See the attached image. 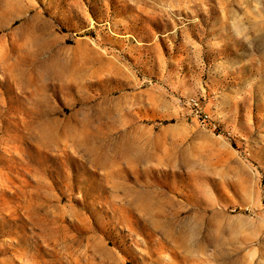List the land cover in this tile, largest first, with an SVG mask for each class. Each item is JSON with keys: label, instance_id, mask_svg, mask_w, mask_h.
<instances>
[{"label": "rangeland", "instance_id": "374dc122", "mask_svg": "<svg viewBox=\"0 0 264 264\" xmlns=\"http://www.w3.org/2000/svg\"><path fill=\"white\" fill-rule=\"evenodd\" d=\"M0 264H264V0H0Z\"/></svg>", "mask_w": 264, "mask_h": 264}]
</instances>
